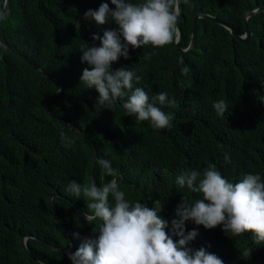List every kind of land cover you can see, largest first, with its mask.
Masks as SVG:
<instances>
[{
  "label": "trees",
  "instance_id": "1",
  "mask_svg": "<svg viewBox=\"0 0 264 264\" xmlns=\"http://www.w3.org/2000/svg\"><path fill=\"white\" fill-rule=\"evenodd\" d=\"M103 2L114 8L110 0H7L0 39L27 61L0 45V264H40L36 258L72 264L68 253L102 226L100 219L88 223L78 215L71 202L89 213L87 201L67 190L72 180L89 184L90 170L97 186L116 179L131 202L152 207L159 201L169 232L182 199L191 204L202 198L180 188L178 176L191 170L203 174L214 166L232 183L246 174L264 179V11L246 17L250 33L245 41L199 16L187 51L178 52L174 41L161 48L147 45L130 48L128 59L112 63V70L125 68L140 77L133 88L145 90L150 102L160 92L175 99V107L156 102L172 116V124L154 129L149 121L137 123L128 116L122 106L127 97L104 108L97 103L98 91L81 83L83 70L91 66L81 61L80 48L100 46L93 35L102 38L115 28L85 19L86 11ZM258 5L264 0H180V45L187 42L196 6L240 32L243 10ZM219 100L228 105L223 116L213 108ZM98 159L110 161L115 176L105 174ZM49 194L63 228L49 213ZM192 230L198 234L189 246L204 248L224 264H264V243L257 245L250 232L230 237L222 225L205 229L187 221L185 233ZM24 232L53 248L27 236V254L19 240ZM248 248L252 255L244 259L241 253Z\"/></svg>",
  "mask_w": 264,
  "mask_h": 264
},
{
  "label": "clouds",
  "instance_id": "2",
  "mask_svg": "<svg viewBox=\"0 0 264 264\" xmlns=\"http://www.w3.org/2000/svg\"><path fill=\"white\" fill-rule=\"evenodd\" d=\"M110 3L114 8L103 2L97 10L89 9L84 14L85 19L94 20L97 25L111 22L115 28L105 30L102 38L93 35V40H100V46L80 48L81 61L91 66V70H83L81 83L98 91V105L111 109L118 100L127 97L122 106L128 116H135L137 123L149 121L154 129L169 128L172 116L157 107L156 102L175 107V99H170L167 92H160L150 102L145 90L133 88V80H140L135 72L125 68L114 71L111 65L120 57L128 59L130 48L147 45L161 48L172 43L177 32L180 0H143L138 4L110 0ZM213 108L218 116L228 111L224 100L214 102ZM225 161L230 162L227 155ZM97 164L105 174L115 176L110 161L98 159ZM176 184L201 193L202 198L191 204L182 199L169 232L166 231L168 221L159 215L162 210L159 201L152 207L129 201L116 179L101 186L95 182L81 185L70 181L67 190L74 197L87 201V222L102 221L98 235L83 237L79 248L68 253L72 264H224L221 258L204 248L196 250L189 246L198 233L196 230L185 233L187 221L205 229L222 225L230 237L250 232L257 245L264 243V179L260 174H246L232 183L212 166L203 174L197 170L188 171L176 178ZM75 236L80 238L79 233ZM252 251V248L245 249L241 255L249 259Z\"/></svg>",
  "mask_w": 264,
  "mask_h": 264
},
{
  "label": "water",
  "instance_id": "3",
  "mask_svg": "<svg viewBox=\"0 0 264 264\" xmlns=\"http://www.w3.org/2000/svg\"><path fill=\"white\" fill-rule=\"evenodd\" d=\"M7 4V0H2L1 1V7H0V18L1 16L3 15V12L5 10V6ZM257 11H264V5H258V6H253V7H250V8H245L243 10V17H242V23H243V27H242V30L240 32H237L235 30V28L233 26H231L230 24H228L226 21L222 20V19H219L217 18L216 16H214L212 13H209V12H206L204 10H201L200 6H196L193 10V13H192V16H191V23H190V29H189V38L187 40V43L186 45L182 48L180 47V42H179V35H180V28H179V22H178V17H177V22H176V29H177V32H176V35H175V38H174V43H175V46L176 48L180 51V52H183L185 50H187L193 43V40H194V36H195V25H196V19L197 17L199 16H204L210 20H213V21H216L217 23L221 24L222 26H224L229 33H231L233 36H235L237 39L241 40V41H245L248 37V33H249V29H248V25L246 23V16L250 13H253V12H257ZM0 45L8 50L9 52H11L12 54H14L15 56L21 58V59H24L25 61H27L20 53H18L16 50L12 49V47H10L8 44H6L4 41H2L0 39ZM31 66L33 68H35L36 70H39V71H42L39 67L37 66H34L33 64H31ZM59 88V87H58ZM56 88V90L58 89ZM55 90V91H56ZM44 109L46 111V106H44ZM49 116H51L49 113H48ZM67 124L73 129L75 130L76 132L78 133H82V131L74 124H72L71 122L67 121ZM92 150V156H91V166L93 165L94 163V160H95V157H96V154H95V150L94 148L91 149ZM88 180H89V184L92 183V173H91V170L89 171L88 173ZM57 193V192H54V194ZM52 194H49L47 196V206H48V209H49V213L52 217V219L59 225L60 228H63L62 227V224L60 222V220L58 219V216L55 214L54 210H53V207H52V204H51V197ZM72 206L74 207V209L76 210V212L78 213V215L82 218H86V214H88L87 212H85L84 210H82L76 203L74 202H71ZM27 236H33L34 238H37L38 240L40 241H43V243L48 246L49 248H53V245L43 239H41L40 237H36L34 234H31V233H28V232H24V233H21L19 235V240H20V243H21V246L22 248L27 252V254H31L29 251H27V248H26V245H25V238ZM71 242L70 240H68V243L67 245L65 246V248H69ZM36 260L40 263V264H50L48 262H44L42 260H39L38 258H36Z\"/></svg>",
  "mask_w": 264,
  "mask_h": 264
}]
</instances>
